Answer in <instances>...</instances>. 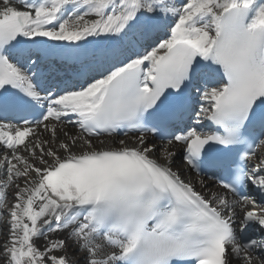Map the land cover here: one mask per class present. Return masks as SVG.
I'll list each match as a JSON object with an SVG mask.
<instances>
[{
    "label": "snow or ice",
    "instance_id": "obj_1",
    "mask_svg": "<svg viewBox=\"0 0 264 264\" xmlns=\"http://www.w3.org/2000/svg\"><path fill=\"white\" fill-rule=\"evenodd\" d=\"M162 23L167 38L141 54ZM52 56L106 66L53 93L32 72ZM189 109L194 123L167 145L181 144L187 166L223 191H198L171 167L176 153L165 146L157 158L148 141ZM72 116L83 135L57 143L46 122ZM41 124L51 140L39 139ZM129 132L139 135L93 141ZM0 147L2 264H74L57 254L68 240L84 264H264V0H0ZM253 224L259 233L245 235Z\"/></svg>",
    "mask_w": 264,
    "mask_h": 264
},
{
    "label": "bare ground",
    "instance_id": "obj_2",
    "mask_svg": "<svg viewBox=\"0 0 264 264\" xmlns=\"http://www.w3.org/2000/svg\"><path fill=\"white\" fill-rule=\"evenodd\" d=\"M13 2L15 3V0H13ZM175 3L179 4L180 0H174ZM18 7L20 6L19 4L17 5ZM91 18H94V17H89V19ZM161 26H164V28L166 29V34L164 35V39L167 38V33L170 31V23H162ZM90 41H93V46L92 47H96V46H99V45H105L108 43V41H105V40H102L100 37H89L88 38ZM150 50V49H149ZM61 126V124H60ZM65 126V125H64ZM63 127V126H62ZM42 133H37L38 137L40 140H51L52 137H51V132L50 131H46L44 129V131H41ZM65 133H67L69 136H78L80 135L78 131H76L75 128L73 127H65L63 129H61L60 127L57 128V143L59 142V140H65L66 137H65ZM136 135H132V134H128V137H122V138H119V137H115V140H113L112 137L110 136H102L100 138H93V141L94 143L97 144V147H100V143L99 141L103 140L105 141L107 144H115L118 142L119 139H131L132 137H134ZM148 137V141L149 143L151 144H154L156 145V151L154 153V155L157 157V158H162V155H163V151H164V147L167 146L168 150L169 151H173L176 153L175 157L172 159V163H171V167L173 168L174 171H178L184 178H185V181L187 182H191L193 183L190 178L191 176L188 174L186 168L184 165H177L175 166V161L178 160V148L179 146L177 144H172V145H167V144H164L163 147H159L156 143H154L153 141H151L150 137L147 135ZM82 143V141L80 142ZM74 151H79V148H76L74 149ZM23 155H27V153H23ZM2 158V156L0 157ZM33 175H35L33 173ZM19 183L21 184V186H23V181H19ZM195 186L202 192L204 193H208L209 191H216L213 187H209V185H207V182L206 181H202V180H196L194 181ZM204 185H207V187H204ZM209 189V190H208ZM208 190V191H207ZM7 192L9 193L10 196H12V199H11V203L9 204V206L14 202L13 200V194L15 192V189L12 188V187H9L7 189ZM238 213H242L241 210L238 208L237 209ZM9 219V217H7L5 219V222ZM2 236L0 237L1 241L3 239L6 238V232H7V228L5 229V227H3L2 229ZM46 231V229H45ZM70 231V229L68 230H65L63 232H57V233H51V234H48L49 235V238L50 239H64L68 236V232ZM47 233V232H46ZM37 243L39 245H43L44 244V238L43 237H40L39 240L37 241ZM72 248V250H75L77 249V246L73 243L72 240H68L67 241V247L66 249L64 250V252H58L57 254L60 255V254H64L65 252L67 253L68 257L74 262H77L76 259H73V254L72 252L69 250V248ZM70 248V249H71ZM81 252L78 251V253H75V254H80ZM79 262V261H78ZM83 258H82V264H83ZM0 264H2V262H0ZM79 264H81V262H79ZM234 264H237V262L234 261Z\"/></svg>",
    "mask_w": 264,
    "mask_h": 264
},
{
    "label": "rangeland",
    "instance_id": "obj_3",
    "mask_svg": "<svg viewBox=\"0 0 264 264\" xmlns=\"http://www.w3.org/2000/svg\"><path fill=\"white\" fill-rule=\"evenodd\" d=\"M260 152H264V148H261V151ZM175 165H178V161H175ZM71 248V247H70ZM69 248V250L72 252V254H73V259H76V261H79V262H81V264H82V258H83V255H82V253H80V254H75V253H78V249H75V250H72V248L70 249ZM84 262V261H83ZM84 264V263H83Z\"/></svg>",
    "mask_w": 264,
    "mask_h": 264
}]
</instances>
